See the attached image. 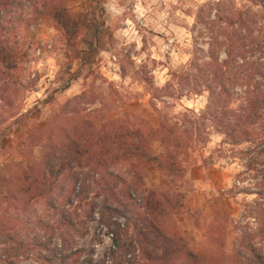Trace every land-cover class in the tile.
I'll return each instance as SVG.
<instances>
[{
	"label": "rangeland",
	"instance_id": "rangeland-1",
	"mask_svg": "<svg viewBox=\"0 0 264 264\" xmlns=\"http://www.w3.org/2000/svg\"><path fill=\"white\" fill-rule=\"evenodd\" d=\"M217 2L225 1L67 0L68 26L44 20L12 30L6 24L11 30L0 37V264H42L40 252L53 258L63 248L75 256L55 264H88L90 257L95 264H237L240 221L259 199L238 193L264 187L246 160L231 158L232 149L246 145L223 146L224 137L213 133L210 143L190 150L180 172L149 166L138 180L127 173L137 159L97 166L77 156L67 139L75 130L97 135L104 126L118 136L130 131L136 145L139 131L162 121L186 135L187 110L200 114L208 100L207 92L185 90L198 48L209 49L205 37L196 39L204 30L195 26L197 13ZM19 14L8 21H21ZM151 143L156 155L164 150L159 140ZM150 168L163 174L161 189L146 180ZM78 179L86 181L81 193ZM105 210L121 227L130 220L122 242L132 243L127 252L114 247L122 230L109 227ZM41 240L53 252L34 248Z\"/></svg>",
	"mask_w": 264,
	"mask_h": 264
},
{
	"label": "trees",
	"instance_id": "trees-1",
	"mask_svg": "<svg viewBox=\"0 0 264 264\" xmlns=\"http://www.w3.org/2000/svg\"><path fill=\"white\" fill-rule=\"evenodd\" d=\"M224 1L202 6L197 13L195 26L196 28L201 26L204 30L199 31L200 38L196 39L199 41L201 37H205V44L209 49L206 51L204 47L198 48L199 54L189 65L194 72L190 73L191 78L188 79L185 90L189 94L207 92L208 100L200 114L187 110L184 122L186 135L181 133L177 126L166 124L164 121L159 127L150 125L148 131H139L136 134L139 144L136 145L130 143L134 141L135 135L130 131L118 136L114 130L109 132L102 130L104 126L97 131V135H85V132L78 133L75 130V138L67 139L70 148L72 145L75 146L77 156H89L97 166H109L117 159L135 158L138 160L137 164L128 169L127 173L142 180L149 166L156 165L169 173L180 172L183 169L181 164L183 159L186 162L190 160V150H193L200 141L203 145L210 143L211 135L217 133L224 137L223 146L246 145L247 147L239 152L232 149L231 158L246 160L247 171L257 172L264 179V0H249L260 9H242L234 0ZM224 6L229 8H222ZM11 13L16 15L20 13L21 21H8ZM104 13L105 9L102 10V14ZM44 20L59 21L64 26H68L69 21L73 22L67 0H0V37L5 38L4 33L7 30L17 29L22 25L31 27ZM15 21L17 22L14 24ZM6 24H12L11 29ZM94 24H99L97 17ZM204 31L207 33L204 34ZM1 44L0 41V55L5 49ZM156 139L161 142L164 149L157 155L151 143ZM85 183V180L77 181L78 193H81ZM240 193L257 194L259 199L249 204L243 220L240 221L241 234H238L235 241L233 257L237 264H264V218L256 217L264 213V187L258 192L243 188L238 194ZM104 207L106 210L110 209L106 203ZM106 210L102 212L103 218L106 217ZM113 211L122 215L117 208ZM252 217L259 222L256 227L244 222L245 219ZM106 219L109 227L117 226L122 230V234H114V247L124 248L127 252L128 244L122 242L123 232L126 235L129 233L130 220L121 227V223L113 221L112 215ZM39 223H42V220ZM43 227L50 232L49 224ZM130 245L132 243L128 246ZM19 246V251L26 249L22 244ZM34 248L53 252L50 241H37ZM65 251L63 248L60 253L55 252L53 258L40 252L37 260L42 264H55L56 261L62 263L75 256V251H71L70 254H66ZM83 252L86 251L77 250L79 254ZM107 262L101 261L96 264ZM87 263L95 264L92 257Z\"/></svg>",
	"mask_w": 264,
	"mask_h": 264
},
{
	"label": "crops",
	"instance_id": "crops-1",
	"mask_svg": "<svg viewBox=\"0 0 264 264\" xmlns=\"http://www.w3.org/2000/svg\"><path fill=\"white\" fill-rule=\"evenodd\" d=\"M146 180H152L153 187H155V188L158 187L159 189H161V187H163L162 185L164 183H166L165 181H161V180H165L163 174L161 173V171L159 169H154V168H150L147 171ZM160 181H161V184L158 185Z\"/></svg>",
	"mask_w": 264,
	"mask_h": 264
}]
</instances>
